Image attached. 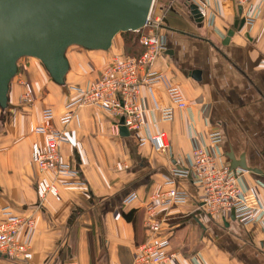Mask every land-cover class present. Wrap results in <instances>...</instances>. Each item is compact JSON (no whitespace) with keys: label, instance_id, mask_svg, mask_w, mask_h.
Here are the masks:
<instances>
[{"label":"crops","instance_id":"obj_1","mask_svg":"<svg viewBox=\"0 0 264 264\" xmlns=\"http://www.w3.org/2000/svg\"><path fill=\"white\" fill-rule=\"evenodd\" d=\"M156 2L152 19L161 21L156 32L166 51L152 70L180 89L187 108L162 121L159 111L172 103L161 85L141 86L139 103L145 134L164 133L168 152H156L150 144L139 147L130 135L114 136L109 114L76 106L66 129L69 142L60 147L72 174L41 172L33 163V146L46 145L36 133L42 112L52 109L60 129L66 106L81 97L79 89L99 81L114 59L145 48L123 35L108 52L73 47L66 54L70 70L63 87L39 61L22 59L10 87V108L0 109V216L7 207L33 216V259L14 262L0 256V264H135L138 248L153 238L146 227L151 197L168 189L173 170L191 169L194 150L208 148L213 131L222 135L219 159L234 165L241 189L264 210V0ZM191 5L199 7L202 22L191 16ZM249 18L253 25L234 31L226 43L235 23ZM42 179L55 184L60 201L51 195L39 200ZM175 185L190 199L158 214L166 220L161 235L171 243L167 264H264L263 222L243 225L229 213L211 216L203 207L206 189L191 174L176 178ZM133 194L137 199L127 204Z\"/></svg>","mask_w":264,"mask_h":264},{"label":"built area","instance_id":"obj_2","mask_svg":"<svg viewBox=\"0 0 264 264\" xmlns=\"http://www.w3.org/2000/svg\"><path fill=\"white\" fill-rule=\"evenodd\" d=\"M235 1L241 5L248 2ZM253 23L254 19L246 20L247 25ZM160 24V20L152 19L151 12L146 26L149 31L140 35L138 41L145 51L136 58L114 59L103 68L99 81L86 89H79L81 97L66 106L65 113L60 119V129L54 125L56 116L52 109L48 108L42 112V123L36 128V133L46 138V145L33 146V163L41 172L52 171L56 175L72 174L69 167L63 163L60 147L69 142L66 129L74 118L76 106L97 107L109 114L113 119L111 132L114 136L120 137L121 128L124 127L139 147L150 144L156 152H168L169 143L164 133L152 136L145 134V112L139 103L141 86L152 88L161 85L172 103V107L159 111L162 121L173 120L176 109L187 108L180 89L168 82L166 74L152 70L154 63L166 51L163 38L156 32ZM208 139V148L194 150L191 169L187 172L173 170L172 180L166 183L168 189L151 197L146 227L153 238L148 244L138 248L135 264H167L171 259L170 240L161 235L166 220L159 218L158 214L188 203L189 194L179 190L175 185V179L178 177L187 178L191 174L196 184L205 187L203 207L211 216L234 213L235 219L243 225L264 223V210L260 202L252 193L241 189L239 173L233 171L227 160H220L218 157L217 151L222 143L221 133L213 131ZM36 191L41 201L49 195L58 201L61 200L55 184L47 179L38 182ZM136 199V195L133 194L126 203H132ZM34 228L33 216H19L11 208H4L0 216V256L14 262H30L33 259L30 238Z\"/></svg>","mask_w":264,"mask_h":264},{"label":"water","instance_id":"obj_3","mask_svg":"<svg viewBox=\"0 0 264 264\" xmlns=\"http://www.w3.org/2000/svg\"><path fill=\"white\" fill-rule=\"evenodd\" d=\"M155 1L0 0V109L10 108V87L22 59L39 61L51 80L63 87L70 70L69 49L108 52L117 36L146 28ZM190 13L197 23L202 22L198 6L191 5ZM245 24L246 20L237 21L226 43ZM121 136H129L124 127Z\"/></svg>","mask_w":264,"mask_h":264},{"label":"rangeland","instance_id":"obj_4","mask_svg":"<svg viewBox=\"0 0 264 264\" xmlns=\"http://www.w3.org/2000/svg\"><path fill=\"white\" fill-rule=\"evenodd\" d=\"M157 2V4H160L161 2H163L164 0H156ZM140 36V34H138L137 36H133V35H128V36H124V38H126L128 41H135V42H138L139 41V37ZM134 38V39H133ZM133 39V40H132ZM132 43H134V42H132ZM134 52H136V51H134ZM22 61V60H21ZM20 61V62H21Z\"/></svg>","mask_w":264,"mask_h":264},{"label":"trees","instance_id":"obj_5","mask_svg":"<svg viewBox=\"0 0 264 264\" xmlns=\"http://www.w3.org/2000/svg\"><path fill=\"white\" fill-rule=\"evenodd\" d=\"M138 34H140V33H128V34H123V36H128V35H133V36H137ZM139 38V37H138ZM142 53V51H138L135 55L136 56H132V57H134V58H136L137 56H139L140 54Z\"/></svg>","mask_w":264,"mask_h":264}]
</instances>
